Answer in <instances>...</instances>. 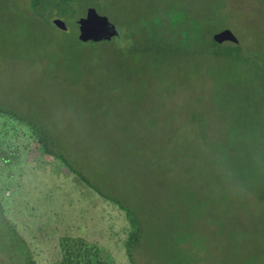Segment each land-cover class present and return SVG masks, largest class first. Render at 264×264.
Instances as JSON below:
<instances>
[{
	"label": "rangeland",
	"instance_id": "obj_1",
	"mask_svg": "<svg viewBox=\"0 0 264 264\" xmlns=\"http://www.w3.org/2000/svg\"><path fill=\"white\" fill-rule=\"evenodd\" d=\"M76 1L75 18H53L66 33L40 27L28 0H0V202L37 264H131V226L31 131L143 212L135 261L264 264V0ZM90 8L120 41H79ZM226 30L249 63L212 47Z\"/></svg>",
	"mask_w": 264,
	"mask_h": 264
},
{
	"label": "trees",
	"instance_id": "obj_2",
	"mask_svg": "<svg viewBox=\"0 0 264 264\" xmlns=\"http://www.w3.org/2000/svg\"><path fill=\"white\" fill-rule=\"evenodd\" d=\"M29 6H31V12L33 13L32 17L37 24L41 26L50 25L53 29L59 30L53 24V18L55 16L66 18L67 15H70L72 18H75L77 15V1L76 0H28ZM53 8V12L49 13L50 9ZM54 13V14H53ZM53 19V20H51ZM179 26H183L179 21L176 24V28ZM56 27V28H55ZM166 28V26H164ZM167 29V28H166ZM68 31V30H67ZM65 31L66 33H69ZM123 35L121 34V37ZM118 40L119 38H114L112 41ZM225 44V43H224ZM227 47H229L228 51L223 54L227 58H235L239 60L240 63H249L251 60L248 57H244L241 55L240 51V43L235 44L231 42H226ZM223 45V44H222ZM216 49V48H215ZM232 51L233 53H228ZM234 54V57L231 56ZM240 54V55H239ZM241 56V58H238ZM263 58V57H262ZM256 66L258 70L264 71V64H259L256 62ZM2 112V111H0ZM2 114V113H1ZM11 115V114H10ZM13 116V115H12ZM31 131V130H30ZM35 141L39 144L41 150L59 160L70 172L73 176H75L79 181H81L84 185H86L89 189H91L96 195H98L101 199H104L107 202L114 203L117 205L123 212H125L126 217L130 223L131 230L127 241V251L128 257L131 261V264H146L148 260L144 259L140 254H136V261L134 259V254H132L133 248L136 246V253L140 244L142 242V233H144L145 225L142 221V217H144L143 212L138 210L136 206V211L134 210V206L131 202L130 198H127L124 195L112 194L106 192L99 184L98 179H90L87 173L81 168L80 162L75 161L74 157L71 155L69 150L65 148V146H57L55 142L48 138L47 134L40 131H31ZM5 156L0 155L1 160H5ZM10 159L13 158V155H10ZM149 179L144 180V189L148 195L151 194V198H159V194H164L167 197L169 194L167 190V185L164 187L163 185H159L155 183L153 187L155 189L146 186V182ZM151 189V190H150ZM150 192V193H148ZM147 195V196H148ZM180 245H186L188 243L187 240H179ZM141 259V261L139 260ZM0 264H37L36 259L33 255V252L28 245L27 241L23 238V236L16 230L15 225H13L5 216V210L2 206V201L0 202ZM61 264H95L91 261V254H66L64 260ZM98 264H108L106 260H99Z\"/></svg>",
	"mask_w": 264,
	"mask_h": 264
},
{
	"label": "water",
	"instance_id": "obj_3",
	"mask_svg": "<svg viewBox=\"0 0 264 264\" xmlns=\"http://www.w3.org/2000/svg\"><path fill=\"white\" fill-rule=\"evenodd\" d=\"M75 23L79 32L78 39L83 43L112 41L114 38L121 37L116 25L107 16L100 15L94 8H90L86 16L79 18ZM53 24L62 31L68 30L66 22L60 18L54 19ZM226 42L238 44L239 39L230 30H226L217 35L211 44L213 48H217Z\"/></svg>",
	"mask_w": 264,
	"mask_h": 264
},
{
	"label": "crops",
	"instance_id": "obj_4",
	"mask_svg": "<svg viewBox=\"0 0 264 264\" xmlns=\"http://www.w3.org/2000/svg\"><path fill=\"white\" fill-rule=\"evenodd\" d=\"M40 229V228H39Z\"/></svg>",
	"mask_w": 264,
	"mask_h": 264
}]
</instances>
